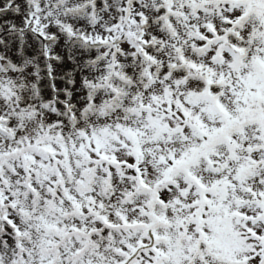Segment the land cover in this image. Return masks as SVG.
Wrapping results in <instances>:
<instances>
[{
	"label": "snow or ice",
	"instance_id": "snow-or-ice-1",
	"mask_svg": "<svg viewBox=\"0 0 264 264\" xmlns=\"http://www.w3.org/2000/svg\"><path fill=\"white\" fill-rule=\"evenodd\" d=\"M0 264H264V0H0Z\"/></svg>",
	"mask_w": 264,
	"mask_h": 264
}]
</instances>
